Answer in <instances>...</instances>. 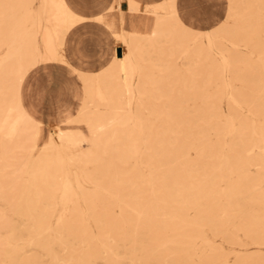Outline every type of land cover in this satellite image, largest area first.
Segmentation results:
<instances>
[{"label": "bare ground", "instance_id": "bare-ground-1", "mask_svg": "<svg viewBox=\"0 0 264 264\" xmlns=\"http://www.w3.org/2000/svg\"><path fill=\"white\" fill-rule=\"evenodd\" d=\"M127 3L152 25L116 30L117 0L101 12L124 52L79 74L86 136L47 133L46 92L27 103L23 90L63 60L82 15L67 0H0V264H264V0H229L209 29L176 0Z\"/></svg>", "mask_w": 264, "mask_h": 264}, {"label": "rangeland", "instance_id": "rangeland-1", "mask_svg": "<svg viewBox=\"0 0 264 264\" xmlns=\"http://www.w3.org/2000/svg\"><path fill=\"white\" fill-rule=\"evenodd\" d=\"M117 2L121 6L122 0H117ZM201 4V3H199ZM177 5V0H176ZM198 5V4H197ZM203 14L204 19L209 24L207 26H196L202 29H209L212 26L219 23L222 19L221 16L224 17L227 14V9L229 7V0H203ZM113 16L116 15V8L112 9ZM145 14H148L144 12ZM102 13L97 14V18H99ZM183 17V16H182ZM203 17V16H202ZM201 15L199 20H190V23H201L202 18ZM184 18V17H183ZM209 18V20H208ZM91 19L90 17H86L82 15V19L77 22L74 26H72L65 33L62 44L59 48L61 59L63 60H51L49 64H41L37 68L31 70L23 83V90L25 93V98L27 103L30 102L32 98L33 92H46L43 98V112L45 113V129L47 133H50L51 130L56 125H60L63 129L66 130H74L80 131L84 135L89 136L90 130L88 126L80 121V109L82 105V99L73 96V92L78 90L79 92H83L84 82L80 78L79 74H93L100 75L108 71V69L112 66L114 61V55L112 58L103 59L102 63L98 67L97 72L88 71L93 70L95 68H91L89 66V59H81L79 62L75 63L74 60L69 56V52L67 50V44L65 43V39L67 34L79 23L84 22L85 20ZM185 19V18H184ZM187 21V20H186ZM125 33V29H122ZM126 34V33H125ZM164 42H162L163 44ZM114 49L119 47L121 49V53L124 52V44L123 41L114 35V43L112 44ZM148 57V56H147ZM182 61V60H181ZM137 73H135L133 82L136 84ZM64 99L71 102V107L68 113H62L61 111H56L57 102L59 99ZM137 100L134 99L133 102ZM66 114L70 115V119L66 120ZM82 145L84 148H87L89 143L87 140L82 141ZM70 178L75 183L76 178L80 179L82 182H86L87 179L83 175L82 168L80 164L71 163L70 165ZM92 164H88L87 171H92ZM83 203V199L80 198Z\"/></svg>", "mask_w": 264, "mask_h": 264}, {"label": "crops", "instance_id": "crops-1", "mask_svg": "<svg viewBox=\"0 0 264 264\" xmlns=\"http://www.w3.org/2000/svg\"><path fill=\"white\" fill-rule=\"evenodd\" d=\"M70 6L79 14L90 17L91 19L85 20L75 26L66 36L65 43L67 44V50L69 56L75 63L79 60L89 59V66L91 69L88 71L97 72L98 67L102 63L103 59L113 57L114 48V32L107 26V20H101L97 18V14L103 12L106 8L115 4L116 0H67ZM143 5L146 3H156L162 0H137ZM198 4V5H197ZM203 2L201 4L195 3L194 0H177V8L182 19L189 25L207 26L209 23L205 21L203 14ZM115 17L111 13H108V19H114L116 23V30L130 29L133 26H139L142 30L150 29L152 23V17L147 16L144 11L131 12L128 8L127 0H122L120 8L115 6ZM203 18L201 23H190V20H199V17ZM122 17L125 24H121ZM145 19L149 20L146 27ZM187 20V21H186ZM209 20V18H208ZM123 26V27H122ZM198 28V27H196ZM202 29V28H201Z\"/></svg>", "mask_w": 264, "mask_h": 264}, {"label": "snow or ice", "instance_id": "snow-or-ice-1", "mask_svg": "<svg viewBox=\"0 0 264 264\" xmlns=\"http://www.w3.org/2000/svg\"><path fill=\"white\" fill-rule=\"evenodd\" d=\"M194 2L195 3H202L203 0H194ZM221 19H224V16L223 15L221 16ZM116 55L117 56H122L121 49L119 47H117V49H116ZM110 58H111V54H110Z\"/></svg>", "mask_w": 264, "mask_h": 264}]
</instances>
